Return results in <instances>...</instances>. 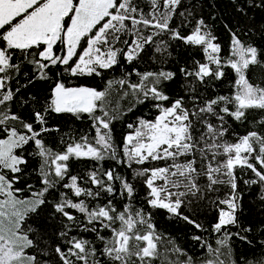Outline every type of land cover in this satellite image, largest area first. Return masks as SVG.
<instances>
[{
	"label": "snow or ice",
	"instance_id": "snow-or-ice-1",
	"mask_svg": "<svg viewBox=\"0 0 264 264\" xmlns=\"http://www.w3.org/2000/svg\"><path fill=\"white\" fill-rule=\"evenodd\" d=\"M0 264H264V0H0Z\"/></svg>",
	"mask_w": 264,
	"mask_h": 264
},
{
	"label": "trees",
	"instance_id": "trees-1",
	"mask_svg": "<svg viewBox=\"0 0 264 264\" xmlns=\"http://www.w3.org/2000/svg\"><path fill=\"white\" fill-rule=\"evenodd\" d=\"M165 228H167L168 230H173L169 225L165 224L163 225Z\"/></svg>",
	"mask_w": 264,
	"mask_h": 264
}]
</instances>
